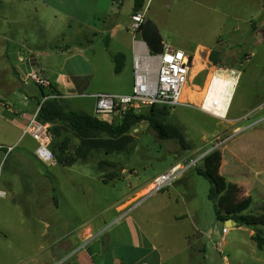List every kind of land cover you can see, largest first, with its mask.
<instances>
[{"label":"crops","instance_id":"obj_1","mask_svg":"<svg viewBox=\"0 0 264 264\" xmlns=\"http://www.w3.org/2000/svg\"><path fill=\"white\" fill-rule=\"evenodd\" d=\"M0 9L1 21L7 27L14 26L16 33L8 34V28L0 33V59L5 61L0 65V93L7 101L0 100L13 114L10 122L16 128L9 149L0 144V163L17 149L15 162L23 164L21 169L26 165L32 171L30 177L22 176L16 181V188L10 190V202L16 204L10 205L8 210L14 211L15 218L12 214L9 219L0 220L5 240L11 241L14 234L20 253L14 261L11 259L15 254L13 251L2 264H214L210 254V229L215 223V205H211L213 201L209 199L211 187L203 202L200 201L198 178L203 176L198 175L195 168L167 189L148 197L138 207L133 204L129 208L125 206L144 197L152 179L172 165L151 180L135 185L123 198L102 208L99 213L73 222L59 214L56 182L64 170L71 172L76 165H87L88 162H77L69 167L58 165L56 161L44 163L36 155L39 142L26 132L40 103L49 96L65 99L71 110L95 115L96 94H129L132 91L134 46L129 26L134 1L125 0L119 5L117 0H0ZM143 12L146 13V6ZM25 29L32 31V38L22 35ZM142 35L141 31L143 39ZM157 35L163 48L180 49L192 57L193 77L206 69L203 68L202 54L210 60L213 49L198 46L191 50L162 37L160 31ZM115 55H122L119 73L115 71ZM32 72L47 79L50 86L36 85L29 78ZM215 76L216 73L210 78L206 93L209 92L210 97L221 96L222 106L218 111L228 116V105L239 85V77L224 75L222 84L211 94ZM31 82L36 89L31 87ZM191 90L186 87L183 98L195 100L192 102L199 107L204 97H196ZM8 103H12L15 109H11ZM50 142L51 139L49 148ZM192 147L184 149L187 154L176 158V163L187 162L202 151L201 147ZM226 166L229 165L222 153V176ZM38 167L47 172L44 175L37 172ZM226 179L242 188L245 196L253 197L248 181ZM181 185L184 186L182 190ZM6 196L7 193L1 197ZM155 196L157 198L152 200ZM229 220L230 229L239 227L236 220ZM227 221L224 226L228 227ZM255 233L256 230L251 228L249 236L253 242ZM221 235L223 240L227 236ZM222 259L224 264L226 260L227 264H264V247L243 245L240 251L229 252Z\"/></svg>","mask_w":264,"mask_h":264},{"label":"rangeland","instance_id":"obj_2","mask_svg":"<svg viewBox=\"0 0 264 264\" xmlns=\"http://www.w3.org/2000/svg\"><path fill=\"white\" fill-rule=\"evenodd\" d=\"M132 1L135 0H129L131 3ZM145 6L146 16L143 25L145 29H152L156 33L160 31L162 37H168V40L173 43L181 44L191 50L198 46H204L223 53L218 66H215L207 55L203 56L202 54L203 68L206 69L194 77L192 71L191 79L187 85L195 92L196 97H205L210 78L215 73L216 76L210 88L211 94H214L222 84L224 75L232 74L233 77H239V85L232 96L231 104L228 105V111L230 109L228 116H224L222 112L219 117L210 113V115L206 114L201 109L203 107L201 101L200 107L194 104H184L174 107L171 113L174 121L186 129V137L190 146L195 145L202 148V151L198 155L196 154L197 156L195 155L196 158L217 147L216 149L224 154L225 161L229 165L223 171L224 176L232 180L244 179L249 182L252 188V205L244 214L260 215L264 212L263 0H146ZM1 12L2 9H0ZM144 28L142 27V34ZM5 29L8 34H16L15 27H7L0 18V33ZM22 35L26 38L33 37L32 31L29 29H25ZM4 63L5 61L1 58L0 65ZM31 87L36 89L33 83ZM1 94L3 93H0V98L7 101V98L2 97ZM186 95L189 96L185 93ZM8 104L11 109H15L12 103ZM9 111L0 100V144H4V149L7 150L11 146V137L16 131L13 123L10 122L14 116ZM99 117L114 122L120 120L118 116L101 115ZM130 135L134 138V143L129 152L113 154H107L104 151L96 152L89 159L87 165H76L71 172L64 170V174L58 177L56 188L58 189L57 198L59 199L61 217L79 222L88 215L99 213L102 208L115 203L121 197L123 198L135 185L145 180H151L164 168L174 165L176 158L187 154L176 140L159 138L156 131L147 122L133 128ZM65 136L71 137L72 150L78 145V139L71 133L63 131L58 140L53 141L51 136L52 153L53 145ZM134 147L136 148L134 149ZM17 151L15 149L14 156L12 155L8 159L6 157L0 163V191L7 193L6 197L0 196V220L4 221L9 219L12 214L13 218L16 216L12 213L14 211L8 210L10 205L16 204L15 201L10 202V190L16 188V181L22 176L30 177L32 175V171L26 165L24 169H21V165L24 167L23 164L15 162ZM28 159L34 163L32 159ZM101 160L115 162L117 167L100 170L98 164ZM38 168L37 172H41L43 175L47 172L42 167ZM136 171L138 173H135ZM110 172L112 173L110 174ZM108 174L110 176L113 174V178L108 180L109 185H104L101 180L108 179ZM198 179H200L198 192L200 201L203 202V197L211 187V183L204 177ZM151 186H148L146 195L152 191ZM182 189H184L183 185L180 186V190ZM144 197L134 203L133 201L127 203L125 207L129 208L132 204L134 207H138V204H142L140 200ZM245 197L247 196L241 188L240 198ZM155 198L157 196L152 200ZM213 204L212 202L211 205ZM207 219L208 216H206V225ZM214 220V227L210 229V239L212 240L210 254L214 264H224L222 256H227L229 252L234 254L236 250L240 251L243 245H257L249 236V231L253 227L247 225L233 227L223 240L221 231L224 222L218 220L216 214ZM208 224L212 228L211 221ZM228 227H231V224H228ZM259 227L264 236V226ZM12 237L11 241L5 240L0 229V264L2 261L6 263L13 251L15 254L11 256V259L16 261L19 257L20 253L17 244H15L16 236L13 234ZM7 245H11L10 248Z\"/></svg>","mask_w":264,"mask_h":264},{"label":"trees","instance_id":"obj_3","mask_svg":"<svg viewBox=\"0 0 264 264\" xmlns=\"http://www.w3.org/2000/svg\"><path fill=\"white\" fill-rule=\"evenodd\" d=\"M264 2V0H263ZM145 0L134 1V12L143 11ZM222 52L212 50L210 61L218 66L221 63ZM115 71L122 70V55H115ZM54 95V93H53ZM172 108L168 106H153L136 114L126 113L118 122L101 119L98 115L75 111L67 108L65 99L61 97H47L40 103L37 120L49 125L52 140H58L63 131L71 133L78 139V145L72 150L71 137L65 136L53 145V154L58 165L69 167L77 162L87 163L92 155L99 151L107 154L127 153L132 149L134 138L130 132L143 122H147L161 139H174L183 149H191L186 137V129L174 121ZM222 152L215 149L205 155L195 167L198 175L208 179L211 183L209 199L215 204L218 220L225 222L234 219L239 225H247L256 230L253 236L259 248L264 247V236L259 226H264V212L260 215L244 214L252 205V198H240L241 188L229 182L220 174ZM99 169L116 168L117 163L107 160L99 161ZM112 172H110L111 174ZM103 179L105 183L112 180Z\"/></svg>","mask_w":264,"mask_h":264},{"label":"built area","instance_id":"obj_4","mask_svg":"<svg viewBox=\"0 0 264 264\" xmlns=\"http://www.w3.org/2000/svg\"><path fill=\"white\" fill-rule=\"evenodd\" d=\"M123 1L117 0V3L121 5ZM144 23L145 13L143 11L132 14L129 26L134 46L132 91L129 94H96L94 96L95 115L118 116L121 119L128 112L138 114L153 106L172 108L184 104H195L183 98L185 88L190 81L192 57L183 50L171 47H166L159 53L151 51L148 44L140 37ZM29 78L40 87L50 86L49 81L36 72H32ZM207 102L208 107L206 108L205 103ZM202 105L201 109L219 117L218 109L222 106L221 96L210 97V93L207 92ZM37 114L38 112L26 127V132L39 142L36 149L37 157L44 163H54L55 156L49 148L51 134L48 125L39 123ZM207 154L189 159L187 162H177L155 176L152 181V191L140 200L141 203L151 195L167 189L177 179L195 168ZM4 195L5 192L0 191V196ZM229 229L224 226L223 235H227Z\"/></svg>","mask_w":264,"mask_h":264},{"label":"water","instance_id":"obj_5","mask_svg":"<svg viewBox=\"0 0 264 264\" xmlns=\"http://www.w3.org/2000/svg\"><path fill=\"white\" fill-rule=\"evenodd\" d=\"M144 28V27H143ZM143 40L148 44L151 51L159 53L163 51V45L161 43V39L158 37L157 33L154 32L152 29L148 30L143 29ZM217 147H214L211 151L216 149ZM230 220L227 221L229 224Z\"/></svg>","mask_w":264,"mask_h":264},{"label":"bare ground","instance_id":"obj_6","mask_svg":"<svg viewBox=\"0 0 264 264\" xmlns=\"http://www.w3.org/2000/svg\"><path fill=\"white\" fill-rule=\"evenodd\" d=\"M197 58H198V56H197ZM198 61V60H197ZM190 90V89H189ZM192 91V90H191ZM191 93H193V92H191ZM198 93V92H197ZM194 94V93H193ZM192 101H195V100H192Z\"/></svg>","mask_w":264,"mask_h":264}]
</instances>
